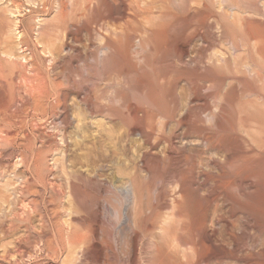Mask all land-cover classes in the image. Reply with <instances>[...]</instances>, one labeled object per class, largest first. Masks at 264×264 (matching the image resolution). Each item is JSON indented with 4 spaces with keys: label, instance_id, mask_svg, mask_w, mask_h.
Wrapping results in <instances>:
<instances>
[{
    "label": "rangeland",
    "instance_id": "374dc122",
    "mask_svg": "<svg viewBox=\"0 0 264 264\" xmlns=\"http://www.w3.org/2000/svg\"><path fill=\"white\" fill-rule=\"evenodd\" d=\"M127 1L130 4L131 0H0L1 16L19 18L17 38L3 40L0 26V47L11 46L27 64L0 66L5 81L0 86V134L6 136L0 146V255L11 250L9 259H0V264H54L59 254L54 249L60 248L58 215L66 208L70 214L64 219H74L71 233L86 236L94 225L97 243L114 250L128 212L132 223L138 224L133 230L145 258L148 245L157 239L154 227L175 209L171 201L180 199L179 173H188L196 182V199L209 195L208 224L216 219L231 223L239 257H253L263 248L264 229L259 230L242 210H233L224 195L227 159L212 137L210 116L231 98L234 131L255 147L243 131L256 124L264 127V73L255 78L257 89L250 93L239 81L242 74L235 60L249 62L243 49L254 40L247 37V27L264 31V0H228V6L220 7L217 0H144L139 12L150 3L161 6L162 26H178L173 46L169 36L162 40L166 44L162 51L139 53L134 45L130 66L99 69L110 31L134 33L133 29L135 42L143 36L138 26L142 17L128 9ZM93 5L98 6L94 13ZM223 10L229 19H236L234 27ZM231 42H236L237 52L232 53ZM216 54L227 62L217 63L220 80L214 86L209 69ZM160 60L164 62L158 74L160 101L147 107L136 99L140 94L132 79L152 76ZM27 79L36 89L34 95L29 94ZM261 143L264 147V139ZM169 147L180 153L173 168L166 158ZM145 154L159 162L158 176L151 174L150 163L142 162ZM53 174L80 190L82 185L96 199V222L75 203L69 188L64 198L54 195L49 184L55 181ZM128 177L134 178L139 191L129 206L123 194ZM139 211L144 212L143 222ZM104 252L98 264H120L111 250ZM211 264H235V260L225 257Z\"/></svg>",
    "mask_w": 264,
    "mask_h": 264
},
{
    "label": "bare ground",
    "instance_id": "6f19581e",
    "mask_svg": "<svg viewBox=\"0 0 264 264\" xmlns=\"http://www.w3.org/2000/svg\"><path fill=\"white\" fill-rule=\"evenodd\" d=\"M140 2L144 3V0H131L130 4L128 2V9L133 10L136 16L142 17L138 26L143 36L138 42H135L137 35H135L136 31H133V29L132 32L134 33H129L130 30L126 32L128 29L124 32L110 31V37L105 38V43L102 47L105 49V52L98 64L99 69L113 67L125 69L130 66V48L134 45H136L139 53H144L145 50L151 49L162 51L166 48L165 41L162 42V40L165 36H169L171 38L169 45L173 46V33L177 30L178 26L173 24L165 29L161 24V19H163L162 17L165 14L163 7L160 6L157 8L150 3L151 5L148 4V7H144V12L142 13L141 11L139 12ZM222 3L228 6V0H217L216 6L220 7ZM97 7L93 5L92 13L96 12ZM61 9L62 11L60 12H64L65 8L63 7ZM222 13L227 16L229 26L234 27L236 19H229L228 12L225 10ZM11 15L13 14L11 13ZM232 15L234 16V14ZM0 26L3 28L5 34L1 36L3 40L10 39L12 36L15 38L19 36V18L16 16L0 15ZM246 35L250 41L254 40V43H249L243 49V52L249 57V62L244 61L243 63L237 64L239 62L235 60V66L242 74L239 76L240 83L250 93H255L257 89L253 85L255 78H262L261 73H264V31H253L248 26ZM122 38H124L123 41ZM230 49L232 53L237 52L238 47L236 42L230 43ZM236 56L240 57L241 54L238 53ZM22 61H26L24 56L15 54L11 46L7 47L5 45L4 47H0V66L5 64L26 67L27 64ZM157 62H159L158 65L155 64L152 68L153 77L148 76L145 79L144 76L139 75L132 79L133 88H136L140 94L136 99L139 100V103L146 104L147 107H156L161 97L158 74L160 72L162 73L164 62L162 60ZM226 62L227 59L222 55H215L214 65L209 69L214 86L220 80L218 68L222 63L226 64ZM217 63H220V65H217ZM242 68L244 70H241ZM25 81L27 82L26 85L29 89V94L34 95L36 89L30 85L28 79ZM4 85L5 81L0 77V86ZM210 122L212 123V137H216V141L224 151L225 158L227 159L225 162V171L223 170L222 172V175L227 177V180L221 185L224 195L230 200L233 210H242L248 220L250 219L256 224L259 230H262L264 229V147H262L261 140L264 139V127L256 124L246 131L242 130L243 133L250 137L255 147L246 136L236 134L234 131L231 98L225 100L223 107L210 116ZM137 123H141L140 119L137 120ZM4 134V132L3 135L0 134V146L6 143V136ZM253 151L257 153L255 156H243L244 153ZM166 158L168 162H173V165H170L173 168L176 166V161L180 160V153L172 147H169ZM142 162L145 164L150 163L151 174H155V177L156 175L158 176L156 168L159 162L157 159L155 160L153 157H148L145 154L143 155ZM53 175L55 176V181L52 182L51 180L49 184L54 195L64 198L69 188L70 195L74 198L75 203L77 202L81 207L87 209L89 219L96 222L98 211L93 208L96 199L86 191V188L83 189L81 185L80 190L70 182L68 184L59 174ZM128 182L129 185L123 194L124 200L129 206L130 203L137 200L136 195L139 198V191L137 190V186L134 185V178L128 177ZM178 183L181 195L180 199L175 198L171 201L172 204L175 203V209L165 215L160 223L154 227L157 231L155 233L157 239L156 241H151L148 245L149 251L145 258L142 257L143 245L140 244L139 235L133 230V225L137 226L138 224L136 222L134 224L132 223L128 212L125 213L128 222L124 228H121L119 232V244L115 248L116 250H114L102 241L103 244L97 243L96 231L98 227L96 228L94 225L90 229V234L86 236L71 233V228H73L72 221L74 219L72 218L71 222L68 218L64 219V216L70 214L69 209L67 210L66 208L58 215L60 229L57 236L60 242V248L54 249L55 253L59 252L57 261H54V264H98L103 256L106 255L104 252L105 249L111 250L120 264H141L142 261L144 264H211L212 261H220L225 257L233 258L235 264H264V245L253 257H239L237 255L239 242L236 240L234 232L230 228L231 223L229 221H220V219L211 220L210 224L207 223L205 208L210 201L209 195L206 198L196 199L197 190L194 187L196 182L188 176V173L187 175L179 173ZM153 190L154 192L156 191L155 189ZM143 213L139 211L137 214L140 222H143V217L141 216ZM176 221H179L180 225L176 224ZM104 229L103 231H106ZM190 244L192 247H190ZM191 249L194 252L193 255L190 254L189 250ZM10 252L11 250H3L0 259L8 260ZM63 255L64 257H62Z\"/></svg>",
    "mask_w": 264,
    "mask_h": 264
}]
</instances>
